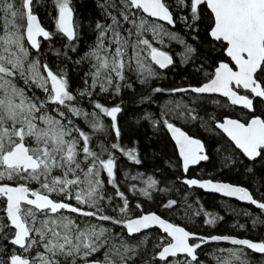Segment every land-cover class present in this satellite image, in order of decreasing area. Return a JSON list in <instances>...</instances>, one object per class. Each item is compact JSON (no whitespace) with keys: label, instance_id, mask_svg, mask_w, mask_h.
<instances>
[{"label":"snow or ice","instance_id":"obj_1","mask_svg":"<svg viewBox=\"0 0 264 264\" xmlns=\"http://www.w3.org/2000/svg\"><path fill=\"white\" fill-rule=\"evenodd\" d=\"M0 20V264H208L213 245L264 264V0H0ZM189 189L254 206L257 240L189 227L224 219Z\"/></svg>","mask_w":264,"mask_h":264},{"label":"flooded vegetation","instance_id":"obj_2","mask_svg":"<svg viewBox=\"0 0 264 264\" xmlns=\"http://www.w3.org/2000/svg\"><path fill=\"white\" fill-rule=\"evenodd\" d=\"M164 81H166V79H162L158 82H154L157 83L158 86L159 85H163ZM169 99V97L167 96H163V97H159V104L158 105H163L164 102ZM161 101V102H160ZM158 105L156 106L153 105V109L152 110H158ZM211 113L215 114L217 116H221V115H235V113L231 110V109H224V108H215L214 106H209ZM151 129V128H150ZM186 130L189 131L190 134H193L196 137L202 138L207 140L209 133L205 132L204 129L199 128L197 126H192V125H188L186 126ZM207 171H213L211 169V166L209 165ZM243 178L244 176L238 175L237 173L228 171V170H224V171H214V174L211 178H213L214 180H220L222 182H229V183H233V184H239L241 186H246L249 188L250 191L254 192V195L259 198L260 193L255 192V186L252 185L249 181L244 180V181H240V180H235V178ZM205 178H209V177H205ZM178 183V181H177ZM186 188V186H183ZM188 194L190 196H196L197 198L200 199V202H203V197L204 196H210V197H214L216 199V203L214 205H210V209L208 208H204L208 211V210H212V212L215 210L216 213H218L219 215L223 216V217H227L228 220L226 222V225L228 227V230H231V233L234 235H237L238 238H248L247 234H251V232L253 231L252 226H251V219L249 217H246L243 215V212L245 210L248 211H252L254 214L258 213L259 210L255 209L254 206L248 205L246 203H240L239 201L235 200L234 198H224L222 196H218L216 194H212V193H207L204 192L203 190L200 189H189L188 190ZM214 209V210H213ZM235 210V211H233ZM239 212L240 215H236V213ZM214 213V212H213ZM194 219H196L198 222L200 220L203 219V217H195ZM245 220L248 227H246L244 230L238 228V227H233V225L235 224V220ZM180 221L178 218H176V222L181 224L182 226L184 225V223L182 221ZM223 221V220H222ZM222 221H218L217 225H220ZM189 227H194L197 230H203L204 226L203 224L197 223L196 225H189ZM257 230L259 231L258 233H260L259 228H257ZM243 231L246 234H242ZM242 232V233H241ZM253 240H257V238L253 239ZM207 247V246H206ZM221 247H225L224 245H221ZM226 247H230V246H226ZM216 248V245H213L211 248L208 249H214ZM251 258L254 262V264H261L260 262V258L259 255H255L253 253H250ZM202 259H204V257H202Z\"/></svg>","mask_w":264,"mask_h":264},{"label":"trees","instance_id":"obj_3","mask_svg":"<svg viewBox=\"0 0 264 264\" xmlns=\"http://www.w3.org/2000/svg\"><path fill=\"white\" fill-rule=\"evenodd\" d=\"M77 6H78V8H79V10L81 11V12H83V13H85V14H88V13H93L94 12V0H77ZM41 16H43V12L41 11ZM44 24L46 25V26H48L49 28H52L53 27V24H52V21L49 19V18H45L44 19ZM49 57L51 58V54H49ZM173 80H175L176 81V83H180V80H179V77H178V75H173V74H168V76H167V79H166V81H164V83H163V85H159V86H163V87H169V86H171L172 85V81ZM158 100H159V98H158ZM161 102V101H160ZM158 104H159V102H158ZM155 105V104H154ZM156 106H157V104H156ZM146 107V106H145ZM151 109H153V105L151 106ZM145 124H146V122H145ZM143 131H146L147 132V134L149 135V136H151L152 135V133H151V129H150V127H148L147 126V124H146V128L143 130ZM153 143H156V141H155V139H153ZM162 146V145H161ZM235 180H240V181H244V180H247L245 177H243V178H241V179H239V178H235ZM248 181V180H247ZM130 195V194H129ZM196 196H190L189 195V199H190V201L191 202H193V206L194 207H198L197 205H195V203H194V201L196 200ZM203 202H200L203 206H205V208H209L210 209V205H214L215 203H216V199L214 198V197H210V196H204L203 197V200H202ZM145 207L146 208H148L149 207V205L147 204V203H145ZM154 210V209H153ZM206 210V209H205ZM214 210V209H213ZM208 211H210V210H208ZM211 212H212V210H211ZM214 213H216V211L214 210L213 211ZM216 214H218V213H216ZM227 220H228V218L227 217H224V219H223V221L221 222V224L220 225H217L216 226V228H214V229H209V228H207V227H203V231L204 232H213V233H215V234H232L231 233V230L229 231L228 230V227H227V225H226V222H227ZM236 222H235V224H245V226L246 227H248V225H247V223H246V221L245 220H239V219H237V220H235ZM178 222H180V221H178ZM182 224V223H181ZM197 230V229H196ZM259 231L257 230V229H255V230H253L252 232H251V234H247L248 236V238H252V239H255V238H257L258 236H259V233H258ZM242 233V232H241ZM247 233V232H246ZM244 231H243V233L242 234H246ZM232 235H234V234H232ZM235 236H237V235H235ZM208 264H211V262H209Z\"/></svg>","mask_w":264,"mask_h":264},{"label":"rangeland","instance_id":"obj_4","mask_svg":"<svg viewBox=\"0 0 264 264\" xmlns=\"http://www.w3.org/2000/svg\"><path fill=\"white\" fill-rule=\"evenodd\" d=\"M2 23H3V21L0 20V25H2ZM157 46H158V45H157ZM178 219L184 223V220H183V218H182V214H181L180 218H178ZM215 251H216V248L211 249V250L208 251V255H207V256H204V259H205L208 263L211 262V264H215V261L212 259V253H214ZM217 254H219V253H217Z\"/></svg>","mask_w":264,"mask_h":264},{"label":"water","instance_id":"obj_5","mask_svg":"<svg viewBox=\"0 0 264 264\" xmlns=\"http://www.w3.org/2000/svg\"><path fill=\"white\" fill-rule=\"evenodd\" d=\"M42 39V38H41ZM212 194H216V195H218V196H221L220 194H218V193H212ZM223 197V196H222ZM224 198H227V197H224ZM240 203H245V202H241V201H239ZM247 204V203H246ZM221 245H224V246H230V247H232L231 245H226V244H224L223 242L221 243ZM220 245V246H221ZM253 254H255V253H253ZM255 255H259V254H255Z\"/></svg>","mask_w":264,"mask_h":264}]
</instances>
